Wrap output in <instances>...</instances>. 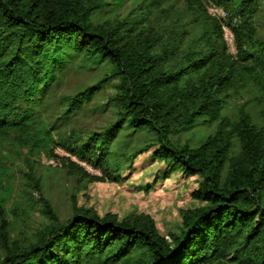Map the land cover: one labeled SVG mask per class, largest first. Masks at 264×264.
<instances>
[{"label":"trees","instance_id":"1","mask_svg":"<svg viewBox=\"0 0 264 264\" xmlns=\"http://www.w3.org/2000/svg\"><path fill=\"white\" fill-rule=\"evenodd\" d=\"M111 0H0V264H264V41L252 15L260 0H141L124 14L99 23L92 15ZM222 7L226 19L208 12ZM223 27L233 35L228 53ZM66 52L109 71L73 96L62 97L67 118L111 80L116 121L83 141L58 143L35 108L58 78ZM253 92L251 107L223 113L229 92ZM255 108V111L252 110ZM216 123L197 147H172L170 135ZM157 134L159 160H171L201 181L191 196L205 205L180 211L179 234H159L147 214L119 220L113 214L72 208L61 222L31 171L25 174L24 208L46 219L35 242L10 239L3 204L5 178L16 159L28 162L53 146L99 169L66 167L88 182H118V173L151 148L147 144L111 163V146L124 131ZM226 169L225 176L223 172ZM32 170V169H31ZM33 191V192H31Z\"/></svg>","mask_w":264,"mask_h":264},{"label":"rangeland","instance_id":"2","mask_svg":"<svg viewBox=\"0 0 264 264\" xmlns=\"http://www.w3.org/2000/svg\"><path fill=\"white\" fill-rule=\"evenodd\" d=\"M140 1L111 0L107 7L92 15V21L99 23L113 19L129 11ZM207 8L214 18L226 19L227 12L222 7L207 4ZM252 19L257 36L264 41V0L259 1ZM223 38L228 53L234 56L236 50L233 35L227 27H223ZM109 69L107 63L92 65L83 60L81 55L65 53L63 63L57 70L58 78L51 83L47 92L38 98L39 104L35 108L36 115L54 129L53 137L58 143L64 145L71 142L72 133L83 141L87 135L100 132L116 121L118 111L108 103L109 98L114 95L115 80L104 84L73 114L67 118L61 117L65 107L61 98L73 96L94 84ZM252 98L253 92L248 89H232L223 110L224 115L231 117L235 110L245 103L247 107H251L255 104L252 103ZM252 110L255 111V108ZM215 127L216 123L200 124L189 131L170 135L168 140L172 147L186 143L194 148L212 134ZM147 144L151 145L149 151L138 155L128 164L122 163L125 166L118 173L120 176L118 182L108 180L88 182L80 175L70 172L65 164L66 158L79 164L89 174L102 175L99 169L70 157L61 147L55 145L53 146L55 157L42 154L30 158L28 162L16 159L18 165L14 167V173L5 178L6 191L3 204L9 222L10 239L26 245L32 244L35 242L36 232L47 223L36 209L26 212L21 220H16L13 214V211L25 212L22 210L25 202L21 192L24 189L29 191L25 187V174L29 171L39 182L43 195L50 202L61 222L72 216V208L75 204L77 207L94 211L100 217L113 214L119 220L133 214H147L154 220L161 236L167 237L169 233L179 234L182 230L180 211L205 205L191 196L197 190L201 177L184 174L171 160L154 158L153 153L158 148V144L157 134L152 131H138L134 134H131L130 130L122 132L110 148V161L120 163L121 157H126L136 148ZM5 147L2 146L0 149L5 151ZM225 173L226 169L223 176ZM2 255L0 248V260Z\"/></svg>","mask_w":264,"mask_h":264}]
</instances>
